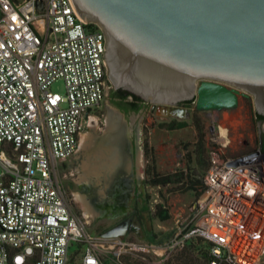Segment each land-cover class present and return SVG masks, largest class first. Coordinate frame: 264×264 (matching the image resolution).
I'll list each match as a JSON object with an SVG mask.
<instances>
[{"label": "built area", "instance_id": "obj_1", "mask_svg": "<svg viewBox=\"0 0 264 264\" xmlns=\"http://www.w3.org/2000/svg\"><path fill=\"white\" fill-rule=\"evenodd\" d=\"M105 51L104 31L72 0H0V264H106L124 254L149 262L198 241L208 264H264L263 148L225 155L231 138L219 123L200 196L166 239L94 236L72 211L61 173L87 108L94 115L105 98ZM58 80L65 93L52 89Z\"/></svg>", "mask_w": 264, "mask_h": 264}, {"label": "water", "instance_id": "obj_2", "mask_svg": "<svg viewBox=\"0 0 264 264\" xmlns=\"http://www.w3.org/2000/svg\"><path fill=\"white\" fill-rule=\"evenodd\" d=\"M72 2L81 19L97 24L106 35L110 87L105 95L106 88L127 90L161 106L164 115L185 120L189 108L182 102L192 100L198 110L233 109L243 93L253 97L257 113L264 116V0ZM105 103L102 135H97L98 119L87 115L88 107V131L79 132L73 153L78 168L69 164L70 171L62 174L81 189L71 192L90 234L123 240L120 230L125 226L102 230L112 222L119 191L126 193L129 185L116 175L118 169L135 165L144 185L141 124L147 110L131 113L128 123L109 100ZM258 124L264 142V122ZM126 125L128 139L136 140L133 155L122 149Z\"/></svg>", "mask_w": 264, "mask_h": 264}, {"label": "rangeland", "instance_id": "obj_3", "mask_svg": "<svg viewBox=\"0 0 264 264\" xmlns=\"http://www.w3.org/2000/svg\"><path fill=\"white\" fill-rule=\"evenodd\" d=\"M108 87H110V83ZM52 89L65 93L64 81L58 80L52 85ZM191 105L189 115L185 118L189 124L184 128L169 129L164 125L172 120L180 119L164 115V110H162L161 106H156V112H152V107L150 106L141 124L144 187L150 195L153 226L158 238H162V240L166 239L176 227V221L179 217L186 218L192 213V206L200 196L199 188L201 185H197V189L184 191L182 188H178L179 184H153L150 182L149 176V170L152 166L159 175L184 170L186 173L194 172V176L203 180L206 166L209 163L207 150L211 132L217 123L229 129L231 141L224 149L225 155L233 157L253 152L259 146L262 147L259 124L255 115L257 111L251 95L240 93L239 104L233 109L206 112L205 110H196L195 103ZM153 108H155L154 105ZM106 114L107 106L104 98L101 105L94 110V116L98 119L96 133L99 136L102 135L104 130ZM198 122L202 125L206 151L204 158H200L202 161L196 163V161L192 162L191 158L187 156L196 149V144L200 139L201 132L197 127ZM87 131L88 129L86 128L84 132ZM69 164L72 168H78V163L71 158L62 173L70 171L68 168ZM62 173L61 180L67 190L69 205L74 213L85 219L82 215L83 210L75 205L72 194V192L81 191V189L73 179L63 178ZM159 204H162L164 209L169 212L171 217L168 220L163 221L159 218L157 214ZM129 238L137 239L133 236ZM196 244L199 247L205 246L202 242H197ZM76 247V243L70 247L71 257L75 262L80 258V251H77L78 253L75 252ZM182 252L170 254L162 260L152 258L149 262L139 261V264H165L168 260L182 264L183 260L177 259L178 256H181ZM193 253L198 260L203 262V258L197 250L193 251ZM133 260L138 261V259L132 257L131 261ZM122 261L124 264L126 263L123 259ZM189 264L192 263L189 262Z\"/></svg>", "mask_w": 264, "mask_h": 264}, {"label": "flooded vegetation", "instance_id": "obj_4", "mask_svg": "<svg viewBox=\"0 0 264 264\" xmlns=\"http://www.w3.org/2000/svg\"><path fill=\"white\" fill-rule=\"evenodd\" d=\"M108 87V86H107ZM123 92L120 91V89H108L106 88V95L105 99L109 100L113 106H115L122 114H124V117L130 123V114H138L140 111L147 110L150 106L152 107V112H156V108H153L152 103L147 102L141 98V100H138V105L140 106L139 109H135L133 105H127L128 110L125 111L121 108V106L118 104V102L122 103H128L133 100L131 95H126L122 98ZM193 103V102H192ZM179 105L183 107L190 108L192 105H188L187 102H182ZM227 109V108H223ZM198 110V109H196ZM216 109L211 110H205L206 112L213 111ZM222 110V109H221ZM189 115V112H187ZM181 120V119H180ZM173 121V120H172ZM171 122V121H170ZM167 122V123H170ZM263 123L264 121H259ZM123 127V125H120ZM127 126V127H126ZM124 130V141L125 143L122 145L123 150H129L130 153L133 155L136 152V149L133 147H136V140L134 139L133 142L128 139V125H126ZM136 136L139 135V132L136 130ZM128 142V143H127ZM130 143V144H129ZM135 144V146H134ZM261 144L264 146V142L261 141ZM129 145L131 146L130 148ZM133 146V147H132ZM77 153V152H76ZM76 153L71 157L74 158ZM128 158V157H127ZM127 158L124 159L123 163L128 164ZM133 159V162L135 161V158ZM124 167V168H123ZM120 167L118 172H116V175L121 179L123 178L124 184H127L128 181V187H125V191L121 192L119 191V199L117 203L115 204V212L113 216L111 217V224L107 225L103 228V232L108 230L109 228H112L117 225L125 226L124 229L120 230L124 232L125 237H136L138 239H145L152 237L153 235H156V230L153 226V217H152V209L150 205V195L146 192L145 187L141 181L142 176H138L136 172L135 165L132 166L131 169L127 170L125 166ZM121 187V186H120ZM124 188V187H123ZM124 196V197H123Z\"/></svg>", "mask_w": 264, "mask_h": 264}, {"label": "trees", "instance_id": "obj_5", "mask_svg": "<svg viewBox=\"0 0 264 264\" xmlns=\"http://www.w3.org/2000/svg\"><path fill=\"white\" fill-rule=\"evenodd\" d=\"M90 28H96L97 26H95L94 24H89L88 25ZM120 91L123 92V96L126 95H131L133 100L128 102V103H122V102H118V104L121 106V108L125 111L128 110V106L127 105H133V107L135 109H139L140 106L138 105V100H141V98L127 90H123L120 89ZM188 103V105L192 104V100L190 101H186ZM256 120L257 121H264V116L257 113L256 112ZM188 121L187 120H173L170 123H166L164 125H166L169 129H180V128H184L188 125ZM197 127L199 128L201 134H200V139L198 141V143L196 144V149L194 151H192L191 153L188 154V158H191V161L196 163L201 162L202 160L200 158H204V154L206 151V148L204 146V133L202 131V125L200 124V122L197 123ZM190 161V162H191ZM209 164V163H208ZM208 164L206 166V169L208 167ZM194 172H189L186 173L184 170L178 171V172H174V173H168L165 175H159L153 168V166L151 167V169L149 170V176H150V182L153 184H162V185H166V184H179L178 188H182L184 191H188V190H194L197 189V185H200L202 180L200 178H197V176H194ZM157 214L159 216V218L163 221L168 220L171 216L169 214V212L167 210L164 209L162 204L158 205V209H157ZM148 241H152V242H159L162 241V238H158L157 234L153 235L152 237L147 239ZM199 243L202 241H198ZM76 253H78L77 251L79 246L76 247ZM197 250L202 258H203V262H201L200 260H198L193 254V251ZM134 257L130 254H124L121 259L120 262H112L110 260L105 261L106 264H124V262L122 261V259L126 262L125 264H139V260L138 258L134 257L137 260H133L131 261V258ZM178 260H183V262H181L182 264H189V262H191L192 264H208V256H207V252L205 249V246H197V244H191L190 246H188L186 249L183 250L181 256L177 257ZM74 261V260H72ZM165 264H179L176 263V261H172V260H168Z\"/></svg>", "mask_w": 264, "mask_h": 264}, {"label": "snow or ice", "instance_id": "obj_6", "mask_svg": "<svg viewBox=\"0 0 264 264\" xmlns=\"http://www.w3.org/2000/svg\"><path fill=\"white\" fill-rule=\"evenodd\" d=\"M14 19H15V17H14Z\"/></svg>", "mask_w": 264, "mask_h": 264}, {"label": "bare ground", "instance_id": "obj_7", "mask_svg": "<svg viewBox=\"0 0 264 264\" xmlns=\"http://www.w3.org/2000/svg\"><path fill=\"white\" fill-rule=\"evenodd\" d=\"M233 125V124H232Z\"/></svg>", "mask_w": 264, "mask_h": 264}]
</instances>
